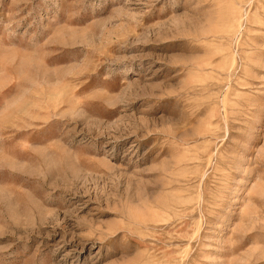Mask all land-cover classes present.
Segmentation results:
<instances>
[{
    "label": "rangeland",
    "instance_id": "1",
    "mask_svg": "<svg viewBox=\"0 0 264 264\" xmlns=\"http://www.w3.org/2000/svg\"><path fill=\"white\" fill-rule=\"evenodd\" d=\"M0 264H264V0H0Z\"/></svg>",
    "mask_w": 264,
    "mask_h": 264
},
{
    "label": "bare ground",
    "instance_id": "2",
    "mask_svg": "<svg viewBox=\"0 0 264 264\" xmlns=\"http://www.w3.org/2000/svg\"><path fill=\"white\" fill-rule=\"evenodd\" d=\"M212 120V119H211ZM161 225V224H160ZM164 228V227H163ZM153 229V228H152Z\"/></svg>",
    "mask_w": 264,
    "mask_h": 264
}]
</instances>
